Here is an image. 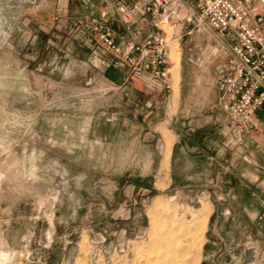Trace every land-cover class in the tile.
<instances>
[{
	"label": "rangeland",
	"instance_id": "374dc122",
	"mask_svg": "<svg viewBox=\"0 0 264 264\" xmlns=\"http://www.w3.org/2000/svg\"><path fill=\"white\" fill-rule=\"evenodd\" d=\"M87 14L0 0V264H264V124L231 129L204 35L150 88L78 35Z\"/></svg>",
	"mask_w": 264,
	"mask_h": 264
},
{
	"label": "built area",
	"instance_id": "2783aa9c",
	"mask_svg": "<svg viewBox=\"0 0 264 264\" xmlns=\"http://www.w3.org/2000/svg\"><path fill=\"white\" fill-rule=\"evenodd\" d=\"M88 9L74 22L102 62L141 79L150 88L172 90L169 41L164 23L179 24L178 39L191 25L204 35L200 55L214 69L221 108L238 139L261 122L264 110V0H81ZM205 55V56H204ZM191 62L199 57L190 55Z\"/></svg>",
	"mask_w": 264,
	"mask_h": 264
},
{
	"label": "bare ground",
	"instance_id": "6f19581e",
	"mask_svg": "<svg viewBox=\"0 0 264 264\" xmlns=\"http://www.w3.org/2000/svg\"><path fill=\"white\" fill-rule=\"evenodd\" d=\"M167 24H168V22L164 23L163 26H164L165 29H167L168 34L170 35V38H171V40L169 41V59H170L169 72L171 74V68H172L173 71L175 70V72H176L175 77H177V75H178V63H179V50H178V47H177V45H178V35H173L172 36L173 31H170V26H167ZM172 39L177 41V45H176V42L174 41L173 45L170 46V43H171ZM206 48H209V46L206 45ZM170 49H171V52H170ZM171 60H172L173 67H171ZM210 65H211V63H210ZM172 88H173V83H172Z\"/></svg>",
	"mask_w": 264,
	"mask_h": 264
},
{
	"label": "crops",
	"instance_id": "0c3cea01",
	"mask_svg": "<svg viewBox=\"0 0 264 264\" xmlns=\"http://www.w3.org/2000/svg\"><path fill=\"white\" fill-rule=\"evenodd\" d=\"M167 26H169V24H167ZM170 31H173V33L175 31L174 28H172V26H170ZM172 41H176V40L172 39ZM176 43H177V41H176ZM178 44H179V42H178ZM179 54H180V52H179ZM171 67H173L172 60H171ZM178 67H179V76H181V69H180L181 68V65H180V61H179V66ZM179 81H178V83H179ZM258 117H259V120H260L261 124H264V110L263 109L259 111ZM263 127H264V125H263ZM250 137L253 138L254 140H257L259 142V144H262L264 142V130L263 129H260V133H258V134L253 133V136L251 135ZM250 137H248V142L249 143H250V141L251 142L254 141L253 139H250ZM168 151H170V149H168ZM169 154H170L169 152L166 154L167 157L170 156Z\"/></svg>",
	"mask_w": 264,
	"mask_h": 264
}]
</instances>
